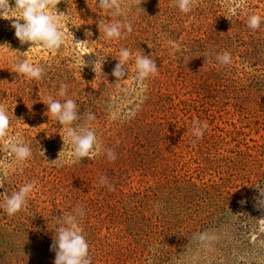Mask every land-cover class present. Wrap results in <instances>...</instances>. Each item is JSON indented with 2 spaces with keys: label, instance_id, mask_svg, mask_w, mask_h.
Masks as SVG:
<instances>
[{
  "label": "rangeland",
  "instance_id": "1",
  "mask_svg": "<svg viewBox=\"0 0 264 264\" xmlns=\"http://www.w3.org/2000/svg\"><path fill=\"white\" fill-rule=\"evenodd\" d=\"M121 2L132 31L107 39L98 21L125 17L98 0H60L59 49L21 45L0 18V104L11 122L0 140V202L36 182L21 211L0 209V264H54L58 218L77 210L91 264H264V0H195L189 13L175 0ZM122 48L132 56L116 81ZM224 52L228 64L217 60ZM138 54L156 60L158 74L140 80ZM25 59L45 69L41 80L12 71ZM49 95L74 99L79 119L61 125L47 113ZM88 113L97 147L79 161L66 133ZM194 120L208 125L202 138ZM17 137L31 148L25 161L7 147Z\"/></svg>",
  "mask_w": 264,
  "mask_h": 264
},
{
  "label": "clouds",
  "instance_id": "2",
  "mask_svg": "<svg viewBox=\"0 0 264 264\" xmlns=\"http://www.w3.org/2000/svg\"><path fill=\"white\" fill-rule=\"evenodd\" d=\"M135 2L140 6L142 0H135ZM59 3L60 0H14V7H12L10 6V0H0V18L11 20V27L15 30V37L21 45L29 44L30 49L34 44H42L48 49H59L65 41V32L61 28L60 22L62 17L67 15L57 10ZM98 3L100 8L108 10L112 16L125 17L124 20L117 19L113 23H105L103 20L98 21L99 31L102 29L107 39H119L122 35H126L132 31V23L127 20V12L122 7L121 0H98ZM194 3L195 0H175L176 6L183 13H189ZM13 10L18 15L9 16L8 13ZM261 22L262 19L259 15L252 14L248 19V27L257 29ZM69 33L74 41L73 33L70 31ZM86 35L90 37L92 33L89 31L86 32ZM171 44L173 48L179 50L180 46L178 44L174 41ZM131 56L132 53L128 48L120 50V58L112 71V75L116 78V81L127 75L126 62ZM217 60L222 64H228L231 62V56L228 52H224L222 55L217 56ZM84 66L85 60L83 58L82 68ZM135 67L140 80H144L159 72L156 60L150 58V55H136ZM12 71L17 74H24L27 78L35 80H41L45 74V69L42 66L31 63L27 59L18 62ZM67 88V84L61 83L58 95L65 97L67 95ZM43 102L47 105V113H50L61 125H71L79 119V106L74 99L68 98L62 103L60 100L53 99L49 95L47 101ZM94 119L95 115L88 113L87 120L82 127L67 128L66 134L73 146V157L76 160L80 161L84 157L91 159V154L97 147L96 133L88 126V122ZM10 123L6 107L0 104V140L8 136ZM207 127L206 122L201 124L199 121L194 120V136L197 139L202 138ZM7 147L18 161H25L32 156L30 146L19 137L15 141H10ZM108 156L111 160L116 159V155L111 149L108 150ZM58 159L51 163H55ZM100 183L106 184V178H101ZM3 186V183H0V187ZM35 186V181L22 185L18 191L13 192L3 202H0V209H3L8 216L15 215L26 207L27 197L35 189ZM109 189L112 190L111 186H109ZM77 215H82V212L77 210L76 214H68L58 218L60 227L51 245V250L55 252L54 264H91L89 245L84 235H82V229L78 226Z\"/></svg>",
  "mask_w": 264,
  "mask_h": 264
}]
</instances>
